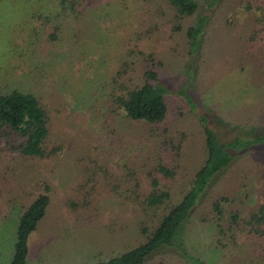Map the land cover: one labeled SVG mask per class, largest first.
<instances>
[{
  "label": "rangeland",
  "instance_id": "374dc122",
  "mask_svg": "<svg viewBox=\"0 0 264 264\" xmlns=\"http://www.w3.org/2000/svg\"><path fill=\"white\" fill-rule=\"evenodd\" d=\"M235 1H215L189 54L183 32L170 34L171 10L164 0H76L73 8L66 3L63 9L57 0H0V90L18 87L36 93L50 112V139L64 143L54 159L30 167L35 168L31 177L30 171L20 176L18 158L0 153V264L8 263L16 215L39 179L48 180L52 191L46 214L27 237L25 264H81L140 241L136 207L119 210L121 199L113 193L99 198L91 218L87 211L70 212L59 205L74 169L73 157L83 151H97L112 168L126 158L150 164L146 126L109 110L110 76L121 60L128 62L124 84L140 81L138 50L152 52L161 62L157 70L167 104L162 124L174 137L185 131L179 159L184 169L170 184L173 198L202 160L197 115L222 141L247 139L264 130V54L246 38L254 12L240 13ZM197 2L200 12L208 0ZM110 128L125 142L111 145L105 137ZM137 163L146 185V167ZM263 182L264 142L252 143L207 182L173 234L174 247L159 244L143 263L162 258L165 264H189L182 250L204 264H264V257L249 259L258 243L253 233L228 230L223 222L232 209L245 215L254 208L263 197ZM221 194L228 198L222 203V231L210 210L211 199ZM114 219V229L105 228ZM124 221L120 232L117 226Z\"/></svg>",
  "mask_w": 264,
  "mask_h": 264
},
{
  "label": "trees",
  "instance_id": "16d2710c",
  "mask_svg": "<svg viewBox=\"0 0 264 264\" xmlns=\"http://www.w3.org/2000/svg\"><path fill=\"white\" fill-rule=\"evenodd\" d=\"M57 1L63 9L66 3L73 8L76 0ZM164 1L171 10L170 34L183 32L189 53L196 45L197 36L202 32L216 0H208L204 10L200 12L197 0ZM235 3L240 13L254 12L253 24L246 38L253 44L256 52L264 54V0H236ZM191 16H195L193 23L184 24L185 19ZM50 37L54 38L55 35L50 34ZM138 54L142 59L140 81L132 86L124 84L123 77L128 69L126 59L121 60V66L110 76L109 110L118 111L125 119L141 122L146 126L144 135L152 152L150 164L147 166L145 161H129L126 158L118 167L112 168L108 160L102 159L97 151H83L73 157L74 169L63 185L66 192L60 196L59 205L68 208L70 212L87 211L91 218L98 210L99 198L104 193H113L121 199L118 202L119 210L129 204L136 207L135 213L140 216L138 232L141 239L107 257H95L81 264H144L145 256L159 244L174 247L173 234L186 220L199 193L214 173L228 166L241 148L264 142V130L247 139L235 136L222 141L206 124L203 116L197 115L203 136L202 160L190 173L182 188L174 194L177 198H173L170 184L179 169H184L183 166L180 167L179 159L185 131L179 130L178 136L174 137L168 133L167 126L162 124L167 104L166 89L157 70L161 62L150 51L144 53L138 50ZM179 114H182L181 110ZM49 121L50 112L36 93L18 87L0 90V153L19 159L20 176H26L30 171L27 177H31L30 173L35 168L30 167L36 161L48 163L64 149L62 140L50 139ZM105 137L111 145L125 142L122 134L111 128L106 131ZM137 162L146 167V185L139 176L138 168L141 166ZM6 167L11 168L8 165ZM34 188L32 196L16 215L12 250L7 264H25L27 237L47 212L51 183L39 179L34 182ZM260 193L262 199L245 215L232 209L226 220H223L228 230L242 228L247 233H253L258 243L253 246V252H249L250 261L256 260L257 256L264 257V182ZM226 201L227 196L222 194L210 201L211 219L220 226L221 231L222 203ZM118 216L120 220L121 216ZM117 221L114 219L112 223H107L105 228L113 230ZM125 226L126 221L117 226V230L121 232ZM229 238L232 240L231 233ZM180 251L190 261L189 264H204L199 258ZM156 264L165 263L160 258Z\"/></svg>",
  "mask_w": 264,
  "mask_h": 264
}]
</instances>
